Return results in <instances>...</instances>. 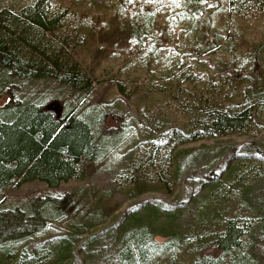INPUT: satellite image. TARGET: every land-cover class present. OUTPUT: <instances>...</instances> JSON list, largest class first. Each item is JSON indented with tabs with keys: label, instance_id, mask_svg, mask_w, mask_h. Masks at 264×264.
I'll list each match as a JSON object with an SVG mask.
<instances>
[{
	"label": "rangeland",
	"instance_id": "1",
	"mask_svg": "<svg viewBox=\"0 0 264 264\" xmlns=\"http://www.w3.org/2000/svg\"><path fill=\"white\" fill-rule=\"evenodd\" d=\"M31 1L0 0V7L16 9ZM51 2L68 10L63 34L71 43L79 40L75 55L94 80L93 88L82 93L51 79L7 75L10 81L0 88V106L13 97L46 104L55 113L95 115L93 133L97 138L102 129L107 140L104 154L81 163L77 179L56 188L33 180L5 192L4 207L43 195L72 198L65 217L48 222L25 243L47 244L68 236L73 253L65 264H114L122 231L129 228L125 214L152 202L161 212L179 206L181 213L176 216V243L155 252L151 264H190L201 254L215 256L220 264H264V94L254 105L251 127L244 132L183 143L173 150L165 146L168 151H161L160 165H167L163 164L167 157L179 164L177 177L168 175L167 190L152 186L128 195L122 178L130 160L142 157L149 145L164 141L175 127L189 128L183 111L192 103V93L207 98H201L199 112L214 96L225 104L240 102L243 88L246 93L252 89L264 93V17L231 15L225 0ZM227 41H231L230 51L222 53ZM216 57L228 60L227 73L217 66ZM118 84L124 94H119ZM209 86L214 93H207ZM177 105L183 110H177ZM219 173L226 174L220 185L223 193L195 202L199 184ZM197 203L205 210L199 220ZM222 216H237L245 225L239 246L225 255L213 248L209 238L211 231L220 228ZM156 220L167 224L161 214ZM153 239L169 241L161 235Z\"/></svg>",
	"mask_w": 264,
	"mask_h": 264
},
{
	"label": "trees",
	"instance_id": "2",
	"mask_svg": "<svg viewBox=\"0 0 264 264\" xmlns=\"http://www.w3.org/2000/svg\"><path fill=\"white\" fill-rule=\"evenodd\" d=\"M189 1L201 4L210 0ZM225 1L231 15L245 19L264 17V0ZM67 18V8L51 0H32L16 9L0 7V88L7 86L10 81L7 75H11L23 80L51 79L82 93L91 91L94 80L75 55L79 40L71 43L67 34H63L68 27ZM232 34L233 31L230 37ZM230 47L231 41H227L221 48L222 53L229 52ZM215 61L220 69L228 72L227 59L216 57ZM117 89L119 94L125 93L123 85L118 84ZM206 91L215 92L213 86L206 87ZM262 92L263 89H252L246 93L243 88L240 102L225 104L214 96L210 103H205L202 112L198 109L205 98L191 92L192 103L183 111L190 121L189 128H173L164 141L149 145L142 157L130 160L122 175L128 185L125 192L135 194L152 186L167 190L168 175L172 172L177 177L179 164L167 157L163 163L167 165H160L165 146L173 150L183 143L244 132L253 123L254 105L261 100ZM200 96L204 95L200 93ZM175 108L183 110L180 105ZM95 120V115L74 116L71 111L56 115L46 104L28 99L12 97L0 106V264H65L72 257L73 242L68 236H59L47 244L25 243L48 222L65 217L72 204L68 194L36 196L23 205L9 207L2 206V197L10 188H19L33 180L44 183L47 188H56L62 182L77 179L83 161H94L105 153L103 146L107 139L102 129L97 132V138L94 135ZM224 176L214 174L201 182L200 196L195 202L223 193L225 188L221 191L220 185L223 186ZM198 205L195 218L199 220L205 210ZM160 209L158 204L146 202L125 214L124 221L129 228L122 231L114 264H151L155 252L169 250L176 243L175 222L181 209L179 206L164 212ZM160 214L166 225L156 220ZM219 226L209 233V238L213 248L225 255L239 246L245 225L237 216H222ZM159 235L168 236L169 241L153 239ZM190 264H220V261L215 256L201 254L194 256Z\"/></svg>",
	"mask_w": 264,
	"mask_h": 264
},
{
	"label": "water",
	"instance_id": "3",
	"mask_svg": "<svg viewBox=\"0 0 264 264\" xmlns=\"http://www.w3.org/2000/svg\"><path fill=\"white\" fill-rule=\"evenodd\" d=\"M46 108H49L48 105H46ZM55 113V112H54ZM56 115H58L59 113H55Z\"/></svg>",
	"mask_w": 264,
	"mask_h": 264
}]
</instances>
